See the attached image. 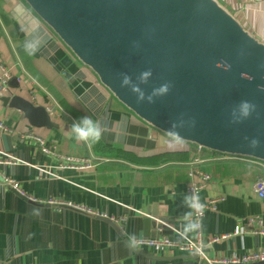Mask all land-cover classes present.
I'll return each mask as SVG.
<instances>
[{"label":"crops","instance_id":"obj_1","mask_svg":"<svg viewBox=\"0 0 264 264\" xmlns=\"http://www.w3.org/2000/svg\"><path fill=\"white\" fill-rule=\"evenodd\" d=\"M219 1L264 42V0ZM34 30L45 34V42L29 57L23 42ZM0 64L12 72L10 88L2 94L55 108L56 116L51 117L59 124L52 129L34 127L26 118L11 115L0 99V119L10 128L0 131V151L23 162L0 163V178L18 180L25 194L37 199L0 184V264H205L191 250L134 245L135 239L146 237L147 218L152 220L149 237L155 235L156 222L163 223L164 231L157 236L180 240L175 228L192 239L201 238L211 258L264 250V234L254 232L250 223L260 216L264 229V200L254 190L259 165L205 149L199 153L203 161L198 166L212 178L198 199H222L206 212L200 233L195 231L182 201L197 179L190 169L198 147L171 137L161 140V133L118 101L24 0H0ZM99 94L105 103L94 112L93 97ZM80 112L108 131L100 139L106 149L73 140L71 125ZM130 123L149 128L155 148L139 153L126 146L123 136L116 138L118 127ZM27 133L42 136L57 153L86 157L93 164L66 168V161L40 151L34 140L24 137ZM38 167L60 178L45 177ZM51 199L60 202H46ZM238 226L244 231L235 234Z\"/></svg>","mask_w":264,"mask_h":264},{"label":"water","instance_id":"obj_2","mask_svg":"<svg viewBox=\"0 0 264 264\" xmlns=\"http://www.w3.org/2000/svg\"><path fill=\"white\" fill-rule=\"evenodd\" d=\"M24 1L161 140L264 162V42L219 0ZM124 74L131 83L121 87ZM138 93L155 95L141 102ZM0 99L34 127H59L43 105L13 93ZM244 103L254 106L247 116Z\"/></svg>","mask_w":264,"mask_h":264},{"label":"built area","instance_id":"obj_3","mask_svg":"<svg viewBox=\"0 0 264 264\" xmlns=\"http://www.w3.org/2000/svg\"><path fill=\"white\" fill-rule=\"evenodd\" d=\"M11 78H12L11 69L7 66H4L3 64H0V94L5 93L9 90L10 88L9 83L11 81ZM47 110L51 116H56L55 108L48 106ZM0 131H3V132L10 131L9 126L6 124L4 120H1V119H0ZM24 137L26 139L34 140L38 148L40 149V151H42L43 153L52 154L58 157V159L66 161V164L64 165V167L66 168H79V167L88 168V167H91L93 164L89 158L76 157L75 155H71V154L57 153L56 150H51L48 147V143L42 136L27 133L24 135ZM197 149H198L197 151L198 154L197 156L193 158L192 167L190 169L191 175L195 176L197 179L189 184L187 188V193L188 194L194 193L198 196L199 192L203 190L204 188H206L212 176L210 173L204 171L202 168L198 166L203 161V159L199 155V153L203 150V148L198 147ZM0 155L3 156V159L2 160L0 159V163H3V162H12V163L20 162L21 163L22 162L21 160H18L13 155L5 151H0ZM216 155L222 156L225 158L241 159V160L257 163L260 167V171L257 174L256 179H255L254 190L256 194L262 200H264V162L263 161L254 160V159L245 158V157L233 156V155L219 154V153H217ZM98 160L100 161L105 160V158L100 157L98 158ZM38 169H40V171L43 173V176L45 177L60 178V176L57 173H54L53 171L46 169L45 167H38ZM0 184H4L10 187L18 191L20 194L25 195L34 201L37 200L32 196L26 195L25 192L21 188L20 182L10 176L3 175L0 178ZM221 199L222 198L218 197V198L210 199L207 202L199 201V203L204 206L203 210L198 213L194 212L190 216L192 225L195 231L200 233L201 231L200 229L202 227V220L206 212L209 210L216 209L217 202H219ZM46 202L58 203L60 201L51 199V200H47ZM68 204H71V203H68ZM81 208L85 209V207H81ZM250 223L253 224V226L255 227L253 229L254 232L264 234V229L262 228L263 222L260 216H255L252 219H250ZM162 224H160L161 226L157 227V231L159 234H161L164 231V227L162 226ZM164 224H167V223H164ZM172 230L181 237L180 240H173L167 235H158L155 237H141V238L135 239L134 244L138 247H142V246L176 247L181 250H191L195 252L201 259H203L205 261V264H249L253 262H255L256 264H264V250L262 249L257 250V251L245 252L240 257L211 258L210 256L207 255L201 238H198L197 240H195L178 229L172 228ZM243 231H244V228L238 226L234 232L235 234H238V233H242ZM216 239L218 238H213V240H216Z\"/></svg>","mask_w":264,"mask_h":264},{"label":"clouds","instance_id":"obj_4","mask_svg":"<svg viewBox=\"0 0 264 264\" xmlns=\"http://www.w3.org/2000/svg\"><path fill=\"white\" fill-rule=\"evenodd\" d=\"M44 42L45 34L41 33L39 30H34V32L27 39L24 40L23 51L29 57L34 56L39 52ZM144 75L145 74L143 73L141 74V83L144 82ZM130 83L131 78L127 74L122 75V78L120 80L121 87L129 86ZM132 90L137 91L135 87H133ZM161 91H164V87L161 88ZM153 95H155V93H153ZM153 95H149L146 97L143 95V93H138L137 99L141 102L145 100H147L148 102H152ZM253 107L254 106L248 103H244L241 114L243 116H247ZM103 131L104 126L100 122L93 121L88 116L81 117L78 121L74 122L71 125L72 138L76 142H91L93 144L97 143L100 141ZM257 143V141L253 140L252 146H257ZM182 203L186 208L190 210L185 214L186 217L191 216L194 212H201L204 207L202 204L199 203L198 196L194 193L184 195ZM186 227H190V224L186 225Z\"/></svg>","mask_w":264,"mask_h":264},{"label":"rangeland","instance_id":"obj_5","mask_svg":"<svg viewBox=\"0 0 264 264\" xmlns=\"http://www.w3.org/2000/svg\"><path fill=\"white\" fill-rule=\"evenodd\" d=\"M104 103H105V100L102 97V95L100 96L95 95V97H93V103H92L94 112H97L98 109L100 110L102 104ZM107 114H109V111H107ZM148 129L149 128H145L144 126L140 128L135 123H130L129 125L118 127L115 135H116V138L123 136V138L126 140V146L129 149L135 150L139 153H146L148 151L150 152V149L155 148L156 146L155 138L149 137ZM122 130L127 131L129 135L124 134ZM107 135H108V131H103L102 137H107ZM48 147L51 150L55 149V147L49 142H48ZM155 230L158 233L157 227ZM156 232L153 237L157 236Z\"/></svg>","mask_w":264,"mask_h":264},{"label":"trees","instance_id":"obj_6","mask_svg":"<svg viewBox=\"0 0 264 264\" xmlns=\"http://www.w3.org/2000/svg\"><path fill=\"white\" fill-rule=\"evenodd\" d=\"M80 113H81V112H80ZM81 114H82V113H81ZM84 116H85L84 114L81 115V117H84ZM81 117H80V118H81ZM80 118H79V119H80ZM94 146H95V147L104 148V149L107 148V147L103 146V145L100 143V141L97 142V143H94ZM215 153H216V152H215Z\"/></svg>","mask_w":264,"mask_h":264}]
</instances>
